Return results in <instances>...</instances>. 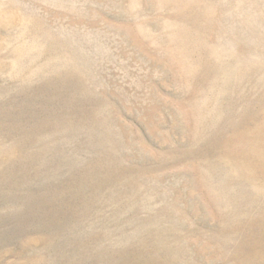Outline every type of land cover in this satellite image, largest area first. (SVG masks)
Here are the masks:
<instances>
[{"label":"rangeland","instance_id":"1","mask_svg":"<svg viewBox=\"0 0 264 264\" xmlns=\"http://www.w3.org/2000/svg\"><path fill=\"white\" fill-rule=\"evenodd\" d=\"M0 264H264V0H0Z\"/></svg>","mask_w":264,"mask_h":264}]
</instances>
